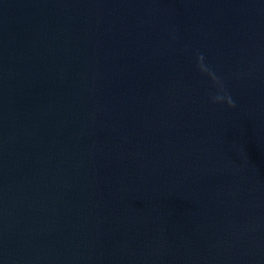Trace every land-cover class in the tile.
<instances>
[{
	"label": "water",
	"instance_id": "95a60500",
	"mask_svg": "<svg viewBox=\"0 0 264 264\" xmlns=\"http://www.w3.org/2000/svg\"><path fill=\"white\" fill-rule=\"evenodd\" d=\"M0 264H264V0H0Z\"/></svg>",
	"mask_w": 264,
	"mask_h": 264
},
{
	"label": "clouds",
	"instance_id": "9594fccd",
	"mask_svg": "<svg viewBox=\"0 0 264 264\" xmlns=\"http://www.w3.org/2000/svg\"><path fill=\"white\" fill-rule=\"evenodd\" d=\"M205 70H207V69H205ZM214 99H219V97H214Z\"/></svg>",
	"mask_w": 264,
	"mask_h": 264
}]
</instances>
